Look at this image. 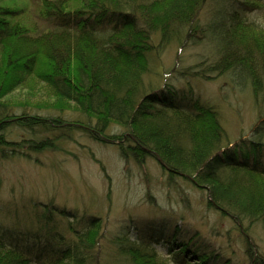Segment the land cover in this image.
<instances>
[{"label":"trees","instance_id":"obj_1","mask_svg":"<svg viewBox=\"0 0 264 264\" xmlns=\"http://www.w3.org/2000/svg\"><path fill=\"white\" fill-rule=\"evenodd\" d=\"M12 1L0 0V160L66 150L61 143L75 131L115 145L122 159L143 168L153 158L168 186L181 180L206 191L207 207L236 223L248 263L264 264L250 232L255 223L264 228V112L250 135L232 142L216 105L185 92L179 99L172 87L145 80L171 42L206 36L215 61L184 74L249 82L258 101L264 0H37V17L47 24L42 29L28 24L25 4ZM210 3L215 11L205 26L201 16ZM21 89L41 98L12 101ZM52 111L78 117L42 113ZM114 123L123 131L110 132ZM13 128L29 134L15 138ZM130 228L121 227L113 240L125 264H237L199 230L170 217L142 219L133 234ZM105 232L98 214L31 197L4 208L0 264H103Z\"/></svg>","mask_w":264,"mask_h":264},{"label":"rangeland","instance_id":"obj_2","mask_svg":"<svg viewBox=\"0 0 264 264\" xmlns=\"http://www.w3.org/2000/svg\"><path fill=\"white\" fill-rule=\"evenodd\" d=\"M11 4L26 5L29 25L36 23L40 29L47 26L37 17V0H13ZM213 11L214 5L210 3L201 16L203 25L209 24ZM259 15L256 13L253 18L261 24L262 15ZM158 59L152 72L145 75L147 83H153L157 88L167 85V88L172 87L175 91L185 92L187 96L193 95L202 102L216 105L222 124L232 135V142L250 135L252 127L258 122V114L264 112V94L256 101L249 82L245 85L233 84L227 75H213L215 78L212 80H202L192 74H184L188 68L197 71L198 65L204 68L215 61L214 45L208 37L189 40L184 44L173 41ZM9 98L21 102L30 100L36 104L41 93L21 89ZM23 109L17 108L15 113L21 114ZM26 110L33 114L42 111L32 107ZM42 113L62 115L66 119L78 117L70 111L63 114L56 111ZM122 131L123 128L115 123L110 130L112 133ZM74 133L73 140L61 143L66 150L35 154L31 160H0V219L4 218L6 205L15 206L31 197L43 201L55 200L82 211L88 210L102 216L106 223V232L101 241L103 264H125L115 253L113 241L121 227L131 225L133 234L135 223L142 219L170 217L191 230H199L215 247L232 255L237 264H249L236 223L207 207L206 191L181 180L170 187L165 171L155 159H148L143 168L135 161L122 159L115 145L91 140L82 132ZM10 134L17 138L29 132L13 128ZM147 176L150 183L146 181ZM147 187L151 188L152 198H149L151 195H148ZM182 217L184 222L180 221ZM250 232L255 247L264 254L263 226L255 223Z\"/></svg>","mask_w":264,"mask_h":264},{"label":"bare ground","instance_id":"obj_3","mask_svg":"<svg viewBox=\"0 0 264 264\" xmlns=\"http://www.w3.org/2000/svg\"><path fill=\"white\" fill-rule=\"evenodd\" d=\"M182 94H183V93H179V94H178V98H179V99H181V98L186 99V97L183 96ZM191 97H192V96H188L187 98H191Z\"/></svg>","mask_w":264,"mask_h":264}]
</instances>
